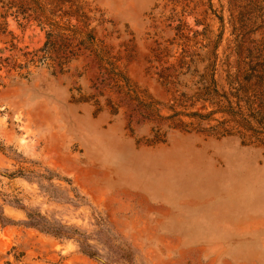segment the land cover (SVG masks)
I'll use <instances>...</instances> for the list:
<instances>
[{
	"label": "rangeland",
	"instance_id": "rangeland-1",
	"mask_svg": "<svg viewBox=\"0 0 264 264\" xmlns=\"http://www.w3.org/2000/svg\"><path fill=\"white\" fill-rule=\"evenodd\" d=\"M233 4L0 0V264H264Z\"/></svg>",
	"mask_w": 264,
	"mask_h": 264
},
{
	"label": "trees",
	"instance_id": "trees-1",
	"mask_svg": "<svg viewBox=\"0 0 264 264\" xmlns=\"http://www.w3.org/2000/svg\"><path fill=\"white\" fill-rule=\"evenodd\" d=\"M233 1V8L227 21L231 30L236 33L232 49L238 59L235 75H242L240 87H244V92L248 90L251 80L256 82L260 90H256L244 98H236L234 101L221 94L215 104L216 111L225 114L227 119L223 118L217 124L225 127L229 124V130L223 129V131L230 132L233 129L242 137L248 132L247 139H253L259 143L261 139H264V0ZM219 20L223 26L222 15L219 16ZM258 31L261 39L259 45H256L248 40V36ZM214 67V65H207L205 69L209 70L213 76ZM262 146L264 148V144ZM31 215V212H26V217L29 220ZM3 221L7 220L0 214V223ZM27 223L36 225L33 222ZM84 253L88 256L92 255Z\"/></svg>",
	"mask_w": 264,
	"mask_h": 264
}]
</instances>
